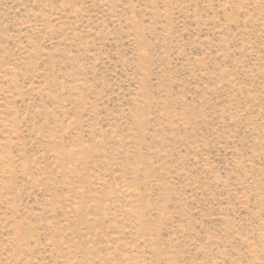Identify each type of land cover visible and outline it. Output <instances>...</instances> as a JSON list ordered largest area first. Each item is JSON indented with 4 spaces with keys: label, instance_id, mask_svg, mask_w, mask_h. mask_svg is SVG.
Listing matches in <instances>:
<instances>
[{
    "label": "rangeland",
    "instance_id": "rangeland-1",
    "mask_svg": "<svg viewBox=\"0 0 264 264\" xmlns=\"http://www.w3.org/2000/svg\"><path fill=\"white\" fill-rule=\"evenodd\" d=\"M0 264H264V0H0Z\"/></svg>",
    "mask_w": 264,
    "mask_h": 264
}]
</instances>
